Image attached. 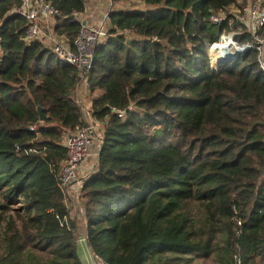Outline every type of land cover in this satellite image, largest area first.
I'll return each instance as SVG.
<instances>
[{
    "label": "trees",
    "instance_id": "16d2710c",
    "mask_svg": "<svg viewBox=\"0 0 264 264\" xmlns=\"http://www.w3.org/2000/svg\"><path fill=\"white\" fill-rule=\"evenodd\" d=\"M49 1L60 12L51 30L73 48L81 24L70 18L85 0ZM122 1L140 7L108 11L109 38L81 85L103 134L82 187L92 255L264 264V72L256 50L220 70L209 54L232 33L255 44L232 14L249 0H111ZM21 2L0 0V264H84L61 185L64 143L84 124L79 72L27 40L26 18L11 15Z\"/></svg>",
    "mask_w": 264,
    "mask_h": 264
},
{
    "label": "built area",
    "instance_id": "2783aa9c",
    "mask_svg": "<svg viewBox=\"0 0 264 264\" xmlns=\"http://www.w3.org/2000/svg\"><path fill=\"white\" fill-rule=\"evenodd\" d=\"M99 8L100 6H97L95 9ZM84 10L83 14L74 15V19H71L81 24V32L75 39L73 48L59 41L51 30V22L60 15V12L49 0H22L21 5L14 8L11 13V15L26 18L29 25L28 41L41 40L45 42L48 40L52 42L51 50L55 53L58 62L63 66L70 65L77 68L80 85L83 86L88 82L92 58L97 51L98 45L109 38L108 15H105L103 21L97 24L95 16L89 12L88 6H85ZM232 14L235 15L237 22L243 25L247 32L252 35L255 46L250 44L237 45L236 38L240 33H232L228 36H223L219 43L212 45L209 48L210 54L212 56L218 54L219 56L230 58L232 54L242 56L248 51L256 50L258 53L257 64L260 70L264 72V37L258 35V31L264 26V10L260 6V0H249L243 10L234 9ZM225 20L226 15L223 13L210 18V22L214 25L222 24ZM227 42L228 46L225 50H227L229 55L223 53V51L220 54L217 53L216 47ZM124 114L119 113L118 116L123 118ZM83 121L82 127L70 134L65 143L68 149V157L62 164L61 185L66 193L68 204L71 203V190L74 184L83 176L84 164L91 156L94 144H98L103 140L102 132L99 133V123L94 118L92 110L84 112ZM69 207H71V204H69Z\"/></svg>",
    "mask_w": 264,
    "mask_h": 264
},
{
    "label": "rangeland",
    "instance_id": "374dc122",
    "mask_svg": "<svg viewBox=\"0 0 264 264\" xmlns=\"http://www.w3.org/2000/svg\"><path fill=\"white\" fill-rule=\"evenodd\" d=\"M85 6H88L89 8V12L92 13L95 16V21L97 24H99L100 22L103 21L105 15L108 13V11L110 10H119L122 8H127V9H131V8H137L140 7L139 4H137V2L135 1H122L120 3H116L113 4L111 2V0H85ZM97 6H100L99 9H95ZM233 11V10H232ZM235 15H237L236 13H234ZM58 39V37H56ZM59 41L65 43L67 45V43L65 41H62L60 39H58ZM48 46L51 48L52 47V42L50 41H45ZM210 54V52H209ZM211 56V65H213V67H216L215 63L217 58L219 57V55L217 54L216 56ZM217 68V67H216ZM81 88V85H80ZM92 99H93V95H91L89 93V91H87V89L85 88H81L76 95V101L77 104L82 108L83 113L86 110H92L91 104H92ZM99 123V122H98ZM70 133V132H69ZM99 133H101V127L99 124ZM65 142V141H64ZM65 144V143H64ZM95 146L92 149V154L91 156L88 158L87 162L84 164L86 169V166L88 167L89 164H91V166H97L96 165V158H97V154H98V145L95 143ZM86 176L83 175L81 177V179L75 183L74 185H78L79 187H83L84 186V182H85ZM72 198V195H71ZM70 204V203H69ZM79 208H83L81 209L82 212L85 208V204H84V200L79 201ZM79 213L81 211H78ZM1 232V230H0ZM193 262L191 264H215L214 260L212 259V257H193Z\"/></svg>",
    "mask_w": 264,
    "mask_h": 264
},
{
    "label": "crops",
    "instance_id": "0c3cea01",
    "mask_svg": "<svg viewBox=\"0 0 264 264\" xmlns=\"http://www.w3.org/2000/svg\"><path fill=\"white\" fill-rule=\"evenodd\" d=\"M94 165L91 166H86V169L84 170L82 175L87 176L93 169ZM71 207H70V212H71V219L79 225V232H78V254L81 259V261L84 264H99L97 260H95L94 256L92 255L90 248L85 241V236H84V230L87 226L86 220L82 217V210L83 208H79V201H83L82 198V187H79L78 185H74L72 190H71ZM78 211H81L80 213Z\"/></svg>",
    "mask_w": 264,
    "mask_h": 264
},
{
    "label": "water",
    "instance_id": "95a60500",
    "mask_svg": "<svg viewBox=\"0 0 264 264\" xmlns=\"http://www.w3.org/2000/svg\"><path fill=\"white\" fill-rule=\"evenodd\" d=\"M70 19H74V16H71ZM223 53L229 55V53L227 52V50H223ZM96 55H97V54H96V52H95L94 55H93V58H92V65H93V63L95 62ZM238 57H239V54H232V55L230 56V58H225V57H223V56H219V57L217 58V60H216L215 65L217 66V69L220 70V68H221L222 66H224L223 64H224L225 62H227V61L230 62V61H232V60H234V59H236V58H238ZM39 113H40V119H41V121H45V120H46V117H45V115L43 114V110H42V108H39Z\"/></svg>",
    "mask_w": 264,
    "mask_h": 264
},
{
    "label": "bare ground",
    "instance_id": "6f19581e",
    "mask_svg": "<svg viewBox=\"0 0 264 264\" xmlns=\"http://www.w3.org/2000/svg\"><path fill=\"white\" fill-rule=\"evenodd\" d=\"M227 43H222V44H219V46L216 47V51L217 53L220 54V52H222L223 50L227 49L226 47L228 46Z\"/></svg>",
    "mask_w": 264,
    "mask_h": 264
}]
</instances>
